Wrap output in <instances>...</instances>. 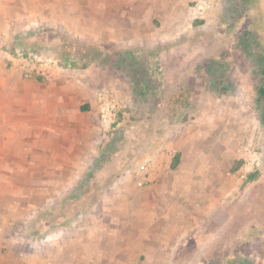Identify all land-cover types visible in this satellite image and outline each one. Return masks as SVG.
Segmentation results:
<instances>
[{"label":"rangeland","instance_id":"1","mask_svg":"<svg viewBox=\"0 0 264 264\" xmlns=\"http://www.w3.org/2000/svg\"><path fill=\"white\" fill-rule=\"evenodd\" d=\"M196 1L26 0L6 6L14 19L0 29L8 23L21 31L8 45L9 62L36 55L66 69L98 66L107 81H117L125 107L100 139L93 165L71 164L64 174L57 162L65 159L53 146L52 180H43V158L23 143L8 147L11 134L0 132V264H99V251L111 253L113 245L89 238L114 239L111 231L125 227L123 219L110 220L115 210L105 208L123 204L131 185L155 183L139 180L142 164L165 158L161 173L170 177L175 159L191 154L194 141H204L209 149L196 151L208 153L211 142H224L240 194L259 188L264 195V0H216L207 15L193 19ZM245 159L255 162L249 173ZM240 199L230 198L228 243L200 264H264V196L256 212L238 213ZM242 233L245 244L237 245Z\"/></svg>","mask_w":264,"mask_h":264},{"label":"crops","instance_id":"2","mask_svg":"<svg viewBox=\"0 0 264 264\" xmlns=\"http://www.w3.org/2000/svg\"><path fill=\"white\" fill-rule=\"evenodd\" d=\"M25 3L26 0H0V23L14 19L8 16L6 6ZM19 16L15 20H21ZM26 25L22 31L27 29ZM20 32L19 28H9L8 23L0 29V132L11 134L8 147L21 148L23 143V147L33 150L32 155L43 158L39 163L46 170L43 180L53 179L52 171H47L56 164L52 159L53 146L60 148L58 157L65 159L57 162L64 174L71 164L93 165L101 149L100 139L107 136L101 128L97 97L102 91L114 93L124 108L125 100L116 92L117 81H107L98 66L67 69L50 81L24 79L15 58L8 61V45ZM200 133V129L196 131L197 137H201ZM211 143H207L212 148L208 153L196 151L209 149L204 141L191 142L189 149L195 150L177 156L178 163L173 164L170 177L161 173L167 165L165 158L154 161L149 177L155 181L153 185H131L124 192L123 204L105 208L115 210L118 216H110V220L123 219L125 227L124 232L121 228L111 231L114 239L89 238L113 245L111 253L107 249L99 251L104 254L98 257L99 264H200L212 260L214 250L228 243L233 211L230 198L240 196L238 213L256 212V204H261L264 195L259 188L241 195V182L232 172V154L222 147L224 142ZM68 159L72 161L69 163ZM29 164L37 165L34 161ZM247 200L252 204L251 210ZM255 227L259 226L255 223L252 228L256 230ZM245 238L242 233L237 245L245 244ZM81 241L86 242L84 238ZM66 246L68 251L69 244Z\"/></svg>","mask_w":264,"mask_h":264},{"label":"built area","instance_id":"3","mask_svg":"<svg viewBox=\"0 0 264 264\" xmlns=\"http://www.w3.org/2000/svg\"><path fill=\"white\" fill-rule=\"evenodd\" d=\"M216 0H197L195 6L191 9L190 16L193 19L202 18L207 15L214 7ZM15 64L26 79H44L52 80L57 73L63 74L67 71L53 57L30 55L26 57L15 58ZM99 105V119L102 130L108 134L116 126L122 111V102L114 93L102 91L97 97ZM246 154H249V148H246ZM247 160V161H246ZM151 161L142 164L138 168L139 180L144 183L150 182ZM255 167V162L245 159L243 171L249 173Z\"/></svg>","mask_w":264,"mask_h":264},{"label":"trees","instance_id":"4","mask_svg":"<svg viewBox=\"0 0 264 264\" xmlns=\"http://www.w3.org/2000/svg\"><path fill=\"white\" fill-rule=\"evenodd\" d=\"M169 102L171 103V101H169ZM170 103H169V104H170ZM188 120H189V119H188ZM178 159H179V158L177 157L176 160L174 161V162H175V163H174V166L177 165V163H178ZM240 264H245V263H244V262H240Z\"/></svg>","mask_w":264,"mask_h":264}]
</instances>
